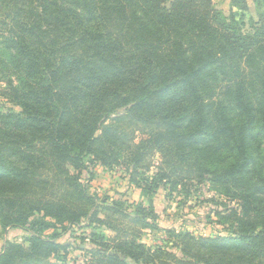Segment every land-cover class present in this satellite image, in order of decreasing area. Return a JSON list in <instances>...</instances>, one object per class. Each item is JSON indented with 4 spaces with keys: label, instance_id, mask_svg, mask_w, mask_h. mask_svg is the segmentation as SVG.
I'll use <instances>...</instances> for the list:
<instances>
[{
    "label": "trees",
    "instance_id": "1",
    "mask_svg": "<svg viewBox=\"0 0 264 264\" xmlns=\"http://www.w3.org/2000/svg\"><path fill=\"white\" fill-rule=\"evenodd\" d=\"M252 3L255 19L246 0L227 16L214 0H0V228L31 233L0 264H65L56 231L83 220L85 264H264V0ZM90 163L131 167L146 202L91 193ZM183 179L236 205L220 216L228 235L142 243L159 230L154 195Z\"/></svg>",
    "mask_w": 264,
    "mask_h": 264
},
{
    "label": "rangeland",
    "instance_id": "2",
    "mask_svg": "<svg viewBox=\"0 0 264 264\" xmlns=\"http://www.w3.org/2000/svg\"><path fill=\"white\" fill-rule=\"evenodd\" d=\"M246 2L248 5V11L245 14L246 19L250 17L255 19L256 13L252 0H246ZM214 4L224 15L229 14L230 0H214ZM0 86L3 87V84L0 83ZM1 102L3 100L0 97ZM135 129V142L144 139L145 135L143 133L145 132L138 130V128ZM158 143L161 144L159 141ZM164 145L160 148L167 152V149H165L167 144ZM161 149L156 148L158 152ZM157 151H153L141 165V168L137 169V172L141 173L143 177H150L155 173L158 164L162 161V156ZM88 171L92 172V177L85 171L82 173L81 181L88 186L91 193L97 194L99 198L108 196L110 199L125 200L128 203L146 202L145 193L133 183H130L132 179L135 181L140 180L139 174L138 176H132L131 167L120 165L108 168L99 163H90ZM153 205L158 215L157 225L159 230L153 233L145 230L141 239L142 243L150 245L157 242L154 240L155 237H164L162 231L167 230L187 231L197 237L227 236L230 226L228 223L221 225L220 216H228L230 215L229 210L236 208L234 203L228 202L224 197L210 190L206 182L197 184L192 179H183L171 197H169L168 191H164L162 188L159 189L154 195ZM232 220L233 218L227 222ZM84 221L81 225L72 227L63 233L60 230L56 231L59 234L57 242L69 246L65 264H85L86 256L82 253L81 248L92 249L88 237L91 230L83 227L86 225V221ZM53 233H55L54 230L47 232V234ZM106 234L108 236L112 235L109 232ZM30 235L31 233L24 229L10 228L2 232L0 228V241L2 242L0 252L6 241L21 244L23 238ZM47 263H61V260L53 257Z\"/></svg>",
    "mask_w": 264,
    "mask_h": 264
},
{
    "label": "crops",
    "instance_id": "3",
    "mask_svg": "<svg viewBox=\"0 0 264 264\" xmlns=\"http://www.w3.org/2000/svg\"><path fill=\"white\" fill-rule=\"evenodd\" d=\"M19 232H20V231H19ZM5 239H6V238H5ZM1 243H2V242L0 241V247H1V245H2Z\"/></svg>",
    "mask_w": 264,
    "mask_h": 264
}]
</instances>
